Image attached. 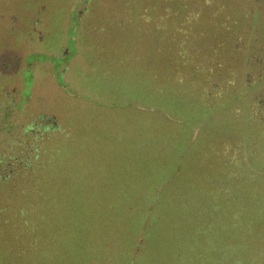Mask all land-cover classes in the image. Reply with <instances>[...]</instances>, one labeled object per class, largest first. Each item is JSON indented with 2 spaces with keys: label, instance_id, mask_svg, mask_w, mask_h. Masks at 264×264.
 I'll use <instances>...</instances> for the list:
<instances>
[{
  "label": "rangeland",
  "instance_id": "1",
  "mask_svg": "<svg viewBox=\"0 0 264 264\" xmlns=\"http://www.w3.org/2000/svg\"><path fill=\"white\" fill-rule=\"evenodd\" d=\"M19 1L0 153L41 165L0 264H264V0Z\"/></svg>",
  "mask_w": 264,
  "mask_h": 264
},
{
  "label": "trees",
  "instance_id": "2",
  "mask_svg": "<svg viewBox=\"0 0 264 264\" xmlns=\"http://www.w3.org/2000/svg\"><path fill=\"white\" fill-rule=\"evenodd\" d=\"M258 7L260 8L261 5H257V8ZM258 11H259V13H262V11H264V10L260 11L258 9ZM201 13H203V14L201 16H199V17H203V16H206V15L208 16L209 8L205 9ZM200 19L204 20V18H200ZM209 19L212 20V17L209 16ZM209 19H208V21H210ZM238 19L241 21L242 26H244V24H246V23L251 24V21H254L252 15H250V14L249 15H244L243 13L239 14ZM217 20H219V19H216L215 21L217 22ZM197 24L198 23H196L195 26H197ZM190 36L192 37V35H190ZM191 37H186V43H188L187 40H191ZM230 49H233V47L229 43L228 50H230ZM222 51H224V50L222 49ZM261 52H263V51H261ZM262 57L264 59V53H262ZM261 67H260L261 71L264 72V66L261 65ZM196 87H195V89H196ZM185 89L187 90V88H185ZM196 93L198 94V92H196ZM205 96L209 97L208 95H205ZM14 104L7 105V106L5 104H2V105H3L4 109H5V111L8 112L9 111L8 109L13 108ZM208 104L209 105L207 107H209V108H213V106H214V108L217 107V104L215 102H210ZM40 129L41 128H38V130H36L35 137H31L32 140L39 141L40 138L44 137V134L46 132H41ZM46 129L49 130V128L45 126V130ZM34 131H35V128L33 126H28L24 130L25 135H27V136L33 135L32 133ZM47 132H50V131H47ZM50 135H51V132H50V134H47V138H49ZM27 139L28 138L26 137V140L22 141L23 143H22L21 147H23V144L27 143ZM39 149H40V147L37 148V151H36L37 153L35 155V158L28 160V162L25 159V155L26 154L24 153V152L27 151V148L24 149L25 150L24 152H22L23 149H21L20 154H23L22 155L23 158L21 159V161L18 160L19 155H17V156L12 155L13 154L12 151H10L9 154L0 153V195H2V191H3V194L5 192L8 193V194L11 193V192H15V190H16L15 183L17 182L16 180L19 179L20 177L26 178L27 175L29 176V178L23 180L24 185H27L28 184V180L29 179L31 180V177H33L34 174H37V171H38V169L40 168V165H41V164L39 165V162H38V159H39V156H40ZM22 173H24L25 175L22 174ZM1 210L4 211V209H1ZM26 214H27L26 212H21V216L22 217H24ZM40 224H41V220H36L35 222L30 223V224H28L26 222L25 226L27 227V229H30L31 232L33 233L34 230H37V228L40 227ZM33 240H34L33 241V246H37L38 243L36 242V237L35 236H33Z\"/></svg>",
  "mask_w": 264,
  "mask_h": 264
},
{
  "label": "flooded vegetation",
  "instance_id": "3",
  "mask_svg": "<svg viewBox=\"0 0 264 264\" xmlns=\"http://www.w3.org/2000/svg\"><path fill=\"white\" fill-rule=\"evenodd\" d=\"M21 4L19 0H0V33L7 32L9 35L18 32V28H15L12 24L17 17V6ZM24 7L25 4H22ZM29 12L26 13V15ZM13 32V33H12ZM33 31L30 33L33 35ZM2 36V34H0Z\"/></svg>",
  "mask_w": 264,
  "mask_h": 264
}]
</instances>
